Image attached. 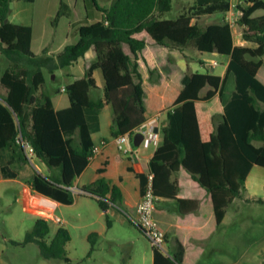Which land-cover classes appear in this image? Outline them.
Here are the masks:
<instances>
[{
  "label": "trees",
  "instance_id": "trees-1",
  "mask_svg": "<svg viewBox=\"0 0 264 264\" xmlns=\"http://www.w3.org/2000/svg\"><path fill=\"white\" fill-rule=\"evenodd\" d=\"M12 1L0 0V54L9 61L0 77V88L6 91L4 97L0 95V150L10 147L13 160L27 163L17 141L28 142L34 157L53 174L57 172L56 177L35 172L26 182L30 190L64 205L87 195L105 214L109 226L107 210L119 208L122 201L118 186L106 175L110 149L105 147L93 160L98 178L80 187L81 195L68 190L89 164L94 146L84 109L109 105L113 137L134 135L152 116L166 110L163 142L148 167L154 195L173 200L178 216L173 252L164 256L153 249L152 264H197L204 251L200 243L215 233L225 209L244 189L251 168L264 169V109L260 108L264 105V0H241L236 7L242 37L255 48L234 46L227 22L204 28L192 23L194 16L228 12L229 0H194V13L175 19L156 16L170 11L172 0H112L108 9L91 0L101 13L100 20L81 21L77 42L56 55L54 68L73 67L91 47L96 58L83 65V78L64 87L70 105L57 111L45 88L43 59L30 51L31 29L7 21ZM62 7L56 18L62 15ZM166 41L192 43L200 53L229 58L225 74L181 71L165 51ZM96 69L102 73L104 88L103 98L94 100L89 93L96 87L92 77ZM229 76L234 78L235 89L224 102L222 87ZM114 150L118 152L116 146ZM1 176H6V170L0 166ZM137 176L142 192L146 177ZM48 234L47 221L37 219L22 243H11H34L43 259L69 263L68 230L59 227L46 243ZM96 238L95 233L87 237V258Z\"/></svg>",
  "mask_w": 264,
  "mask_h": 264
},
{
  "label": "crops",
  "instance_id": "crops-1",
  "mask_svg": "<svg viewBox=\"0 0 264 264\" xmlns=\"http://www.w3.org/2000/svg\"><path fill=\"white\" fill-rule=\"evenodd\" d=\"M14 1V2H13ZM10 4L11 13L7 18V21L12 24H20L23 26H27L31 29V41H30V51L32 54L36 56H41L43 59V65L41 71L43 73V77L45 80V88L47 89L50 99L53 105V108L57 110H62L67 107H69V99L67 97V94L65 91H62V88H64L66 85L72 83L73 81L79 80L83 78L84 70L83 65L85 63L89 64L95 61V51L94 48L91 47L84 55L82 59H80L73 67L70 68H63V69H55L56 63V55L59 54L64 47L68 45H73L78 40V28L81 24V21L86 18L89 23L95 22L100 20L101 13H99L94 5V11L92 10L88 15L87 11L84 7V11H82L81 7L79 9H76V2H64L63 0H57L50 3L51 11H49V5L43 4V8L39 9L38 12L34 10V3L33 2H25V4H20L19 1L13 0ZM24 2V1H23ZM13 3H15V7L13 6ZM112 3V0H107V5H99V7H103L105 9H108ZM63 5L62 9L64 10V13L58 18V20L54 23V27L49 25V21L51 18L56 16L58 10H55V5ZM48 9V11H47ZM232 9H230L228 12L223 13L225 18H231L233 15ZM83 13L86 15L84 16ZM235 21L236 24H238V19L240 17V13L235 14ZM162 19V18H159ZM232 24H230L231 28V34H232V42L234 46H241V47H249V48H255L256 45L254 43L248 42L243 39L242 37V30L240 29L239 32H235L232 30ZM189 44V43H188ZM184 46V45H181ZM194 46V45H193ZM180 50V49H179ZM179 50H177L179 52ZM165 51L173 58H175V63L181 68V71L186 72L187 69V63L183 62L182 60H179L176 58L173 54V51H169L168 41H166V47ZM203 54H210L215 57H221L226 60L225 64L223 65L222 70L220 73H214L210 68L214 67L213 63L216 62V65L218 62L216 59H202L201 63H204L203 66L208 68L210 73L217 75L219 77H222L225 74L229 58L218 55L217 53H203ZM262 59V58H261ZM264 61V59H262ZM9 65V64H8ZM7 65V67H8ZM215 65V66H216ZM6 67V68H7ZM79 69V75L74 74L75 69ZM206 71H199V70H193L192 73H208ZM1 77V76H0ZM92 77L95 81V89H91L89 95L92 99H102L103 98V88H104V80L102 77V73L99 69H96L92 73ZM62 78L65 80V83L61 85L57 89H53L52 85L59 79ZM235 89V83L234 79L229 76L223 87H222V99L224 102H227L233 91ZM3 94L0 93L3 97L6 94V91L4 89ZM208 88H205L202 92L204 94ZM53 92V93H52ZM38 95V93H37ZM260 108L264 109V105L260 104ZM166 110H160L158 113H156L154 116L157 115L158 117V123H157V131L160 135V142L159 146L162 145L163 142V132L162 129L167 125V117H166ZM84 115L87 122V125L89 127L90 136L93 145L99 144L102 140L107 141L106 148L110 149V155L111 161L109 163V166L107 168V179L111 184L117 185L121 195H122V201L120 204V207L112 206L107 210V216L108 218H112V222L109 226L106 225L107 230L112 229L114 225L115 219L120 218L119 212L125 214H134L135 208L137 204L140 201L141 197V182L137 175H143L149 171V161L153 156L154 151L156 150V147H149V148H143L142 146L135 147L133 145V141L130 140L129 143L126 145L128 149H130V155L129 156H123L119 152H115V144L113 142V136H111L109 128L112 122V113L111 108L109 105H104L103 108L99 110H88L84 109ZM154 116H152L150 119H152ZM149 119V120H150ZM220 120V117H217L215 119V122L218 123ZM103 122L104 125H103ZM158 146V147H159ZM151 148V149H150ZM150 149V150H149ZM99 156V155H98ZM96 156L94 159L96 160L98 158ZM93 159V160H94ZM93 160L89 162L87 167L82 171V173L73 181L72 188L79 189L82 186L89 185L94 180L98 178V176L95 174V168L93 166ZM121 160H128L127 162H123ZM0 166L3 167L6 170V176H1L0 181H6L9 183H18L26 187L28 193L30 195L37 194L38 193L32 192L29 188V186L26 184L28 180L31 179L33 174L35 172L42 174L43 176L47 177H56L57 172L53 174L40 160L37 158H34L31 163H22L17 162L12 159V149L10 147L4 148L0 150ZM257 166H253L247 175L244 189L241 190L240 196L238 198H235L232 203L228 206V208L224 211L223 219L218 226L217 230L220 228L221 225H223L226 221V219L231 218V214L229 213V207L235 203L237 199H240L241 195L245 193L246 191V183L248 180V177L250 173L252 172L253 168ZM129 169L133 170V174L129 172ZM13 175V176H12ZM42 196V195H40ZM44 197V196H42ZM46 200L42 201L44 204H47L48 206L52 207L53 209H60L61 203H58L56 201H53L47 197H44ZM93 200V199H92ZM95 202V200H93ZM78 203V197L75 199L73 204L67 205V206H76ZM96 203V202H95ZM97 204V203H96ZM98 206V205H97ZM73 209V208H68ZM94 210H88L87 208H76V213L74 215H70V219L64 222V224L67 226V230L71 237V230H77V229H85L86 230V236L88 237L89 234L96 232L98 236H101L102 240H95V246L94 251L88 258V260H95L99 261L100 264H110V261L108 258L99 256L100 250H109L113 245H119L123 247H127L130 250V256H128V262L126 264H152L153 263V249L147 242V240L144 238V236L137 230L136 236H128L127 233H123L119 239H116L112 236H107L108 231L105 232L103 228L101 227H95V225H100V223H97L99 219H105V214L100 210V208H93ZM118 212V213H117ZM230 214V215H229ZM178 216L177 211V205L173 200L170 199H164L159 198L156 203L155 211H154V218L159 226V228L163 231L165 235V246L169 242V238L171 237L174 243V229L175 224ZM73 218V219H72ZM127 219V217H126ZM118 221V220H117ZM134 227V226H133ZM215 231V233L217 232ZM215 233L207 240V242L215 235ZM148 244V248L142 246V242L144 240ZM88 241V239H87ZM105 242L104 244L102 242ZM70 242V241H69ZM68 242V243H69ZM206 242V241H205ZM67 243V244H68ZM89 243V242H88ZM203 243V242H202ZM66 244V247H67ZM201 244V243H200ZM175 246V244H174ZM171 248L167 251L169 254L173 252L174 250ZM65 247V249H66ZM90 246L85 249V251H82L84 256H87V253L89 251ZM106 248V249H105ZM132 250V251H131ZM203 255L205 253V249L203 247ZM199 259L197 264H200V261L203 257ZM99 264V263H98Z\"/></svg>",
  "mask_w": 264,
  "mask_h": 264
},
{
  "label": "rangeland",
  "instance_id": "rangeland-1",
  "mask_svg": "<svg viewBox=\"0 0 264 264\" xmlns=\"http://www.w3.org/2000/svg\"><path fill=\"white\" fill-rule=\"evenodd\" d=\"M54 1L57 0H36L33 5L34 10L38 12V8H43V4L46 3V5H49V11H51L50 3ZM63 1L76 2V9L80 7L82 11L86 9L87 15L92 10L94 11L91 0ZM95 1L97 5H107V0ZM19 3L27 4L23 1H19ZM13 6L15 7V3H13ZM195 6L194 0H172L170 11L160 14L156 13V16L162 19H175L180 14L194 13ZM59 8L58 5H55L54 9L58 10ZM232 10H234L232 19L225 18L223 13L216 12L212 15L194 16L192 23H196L199 28H204L210 24L226 22V19H228L232 20L231 24L233 25L232 30L234 33L239 32L241 27L235 21V14L238 11L235 8ZM61 13H64L63 9H61ZM83 15L85 16L86 14L83 13ZM57 20L58 18L54 16L48 23L54 27V21L56 22ZM86 21L88 20L84 18L82 23H86ZM168 46L169 51H173L176 58L187 63L186 72L189 74L193 70L208 72L209 69L203 66L204 63H201L202 59L205 58L216 59L218 62L216 66L210 68L214 73H220L226 62L224 58L200 53L192 43L181 46L168 41ZM173 59L175 60V58ZM262 59H264V56ZM8 64L9 61L0 54V76ZM74 74L79 75V69L76 68ZM231 78L234 79L233 76ZM64 83L65 80L59 78L52 85V88L57 89ZM2 92L3 90L0 88V93L3 94ZM245 187V193L229 207L231 218L226 219L225 223L220 226L208 242L201 243V246L205 249V253L200 264H264V169L254 167ZM44 200L46 199L40 195H30L26 187L21 184L0 181V264H100V260H88L89 257L87 258L82 254V251H85L89 245L85 229L71 230L70 242L67 244V247L65 246L69 263L58 259H43L38 246L34 243L24 245H13L11 243L12 241L22 243L25 234L32 229L37 219L47 221L49 234L45 241L46 243H50L59 227L67 229L64 222H55V217L66 221L70 219V215L76 213V208H87L89 211L94 210L93 208H98L92 198L87 195L79 196L76 206L61 205L60 209H53L44 204L42 202ZM259 200L262 203H259ZM118 214H120V218L117 219L118 221L113 217L115 220H113L114 225L112 229L107 230L106 219L104 218L99 219L97 223H100V225H95V227L101 226L105 232L108 231L107 236H112L116 239H119L123 233H127L130 237H135L137 229L128 222L123 213L119 212ZM108 219L110 225L112 218ZM94 233L97 234L96 232ZM96 240L101 241V236L97 234ZM102 243L104 244L105 242L103 241ZM142 246L148 248L145 240L142 242ZM173 246L174 243L170 237L166 248L171 250ZM130 253L127 247L117 244L113 245L109 250H100L99 256L108 258L110 264H126L128 256L131 255Z\"/></svg>",
  "mask_w": 264,
  "mask_h": 264
},
{
  "label": "built area",
  "instance_id": "built-area-1",
  "mask_svg": "<svg viewBox=\"0 0 264 264\" xmlns=\"http://www.w3.org/2000/svg\"><path fill=\"white\" fill-rule=\"evenodd\" d=\"M241 0H229L230 9H233L239 5ZM232 20L226 19V22L230 25ZM216 65V62L213 63V66ZM62 91H65L62 88ZM157 123L158 117L154 116L152 119L148 120L144 123L140 128L136 129L134 135L137 133L142 134V140L139 146L143 148L149 147H158L160 142V135L157 131ZM129 136L127 134L119 135L113 138V142L118 150V152L123 156L130 155V149L126 147L130 140H132L133 136ZM18 143L21 144L26 159L29 163L35 158L33 154V150L28 142L23 141L21 138L18 139ZM107 146V141L102 140L99 144L94 145L90 155L88 156V160L92 161L96 156H98L101 151ZM146 181L142 187L140 201L135 208L134 214H125L127 219L130 220L136 227H138L144 238L147 240L152 249L157 250L164 256H169V252L165 246V235L163 231L159 228L155 218L154 211L156 207V203L158 201V197H156L153 193L152 189V179L153 174L148 171L145 174ZM69 191L73 195H81L82 192L77 188H68ZM55 222L60 223L61 220L58 217H55Z\"/></svg>",
  "mask_w": 264,
  "mask_h": 264
},
{
  "label": "water",
  "instance_id": "water-1",
  "mask_svg": "<svg viewBox=\"0 0 264 264\" xmlns=\"http://www.w3.org/2000/svg\"><path fill=\"white\" fill-rule=\"evenodd\" d=\"M141 140H142V134H141V133H137V134H135V135L133 136V138H132L133 145H134L135 147H138L139 144H140V142H141Z\"/></svg>",
  "mask_w": 264,
  "mask_h": 264
}]
</instances>
